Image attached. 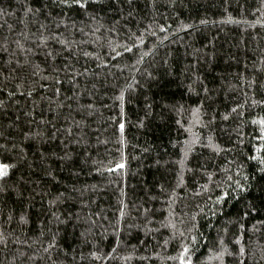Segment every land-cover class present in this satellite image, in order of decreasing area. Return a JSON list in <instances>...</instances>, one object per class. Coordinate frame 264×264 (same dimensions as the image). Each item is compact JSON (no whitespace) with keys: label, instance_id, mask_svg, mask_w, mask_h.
Segmentation results:
<instances>
[{"label":"trees","instance_id":"obj_1","mask_svg":"<svg viewBox=\"0 0 264 264\" xmlns=\"http://www.w3.org/2000/svg\"><path fill=\"white\" fill-rule=\"evenodd\" d=\"M81 3L0 0V264H264V0Z\"/></svg>","mask_w":264,"mask_h":264},{"label":"snow or ice","instance_id":"obj_2","mask_svg":"<svg viewBox=\"0 0 264 264\" xmlns=\"http://www.w3.org/2000/svg\"><path fill=\"white\" fill-rule=\"evenodd\" d=\"M66 2V0H65ZM73 3L78 4L80 7H84L85 5L83 3H81V0H73ZM123 126L121 125V128ZM8 169V165L6 164H0V177L4 176L7 172Z\"/></svg>","mask_w":264,"mask_h":264}]
</instances>
